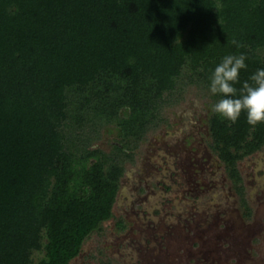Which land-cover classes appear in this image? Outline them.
Segmentation results:
<instances>
[{"label": "trees", "instance_id": "16d2710c", "mask_svg": "<svg viewBox=\"0 0 264 264\" xmlns=\"http://www.w3.org/2000/svg\"><path fill=\"white\" fill-rule=\"evenodd\" d=\"M230 54L247 57L239 90L264 69V0H0V264L75 258L112 217L128 151L186 84L209 94L212 149L238 182L264 125L211 111ZM108 125L112 151L89 148L86 129Z\"/></svg>", "mask_w": 264, "mask_h": 264}, {"label": "rangeland", "instance_id": "374dc122", "mask_svg": "<svg viewBox=\"0 0 264 264\" xmlns=\"http://www.w3.org/2000/svg\"><path fill=\"white\" fill-rule=\"evenodd\" d=\"M210 103L186 84L160 112L128 151L112 217L68 264H264V145L236 162L238 182L230 177L212 149ZM86 136L105 153L118 142L111 125Z\"/></svg>", "mask_w": 264, "mask_h": 264}, {"label": "clouds", "instance_id": "9594fccd", "mask_svg": "<svg viewBox=\"0 0 264 264\" xmlns=\"http://www.w3.org/2000/svg\"><path fill=\"white\" fill-rule=\"evenodd\" d=\"M232 44L242 47L235 40ZM246 59L244 54L226 55L211 72L209 93L221 97L211 111L232 123L245 113L247 124L255 129L264 125V69H258L238 90L234 85L239 83L240 71L247 68Z\"/></svg>", "mask_w": 264, "mask_h": 264}, {"label": "flooded vegetation", "instance_id": "af4514ba", "mask_svg": "<svg viewBox=\"0 0 264 264\" xmlns=\"http://www.w3.org/2000/svg\"><path fill=\"white\" fill-rule=\"evenodd\" d=\"M124 224V223H123ZM124 228H125V225H124ZM124 228L122 230H124Z\"/></svg>", "mask_w": 264, "mask_h": 264}]
</instances>
